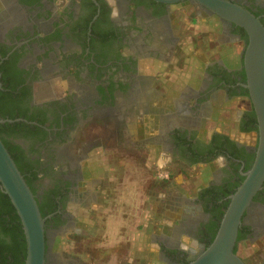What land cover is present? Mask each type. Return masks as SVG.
Masks as SVG:
<instances>
[{
  "label": "flooded vegetation",
  "instance_id": "flooded-vegetation-1",
  "mask_svg": "<svg viewBox=\"0 0 264 264\" xmlns=\"http://www.w3.org/2000/svg\"><path fill=\"white\" fill-rule=\"evenodd\" d=\"M225 1L247 10L264 28V0ZM179 12L185 13L183 19L178 20ZM186 21L198 23L196 30ZM178 30L200 33L195 41L181 40ZM197 43L204 51L189 54ZM246 44L243 29L193 0H0V127H8L0 137L15 148L17 168L30 179L27 185L39 210L44 209L45 264H78L67 257L78 251L75 238L94 231V217L108 220L114 211L109 197L120 190L106 179L94 185L100 163L89 151L99 140L94 138L92 149L85 147V134L93 127L86 129V124L98 121L103 130L121 125L117 132V126L105 130L111 140L103 149L115 156L116 166L108 157L113 175L127 163L117 145L130 130L126 121L134 123L127 116L138 121L139 141L155 145L157 164L194 170L200 181L185 188L176 184L182 193L166 209L191 221L186 235L196 247L184 248L159 231L149 242L155 249L151 264H188L206 247L219 218L215 212L244 180L257 145L245 88ZM224 47L229 51L224 53ZM146 81L155 85V105L149 102ZM240 105L243 109L237 110ZM230 107L236 108V118ZM153 123L155 134L150 135ZM206 123L214 128L207 131ZM101 169L108 171L106 163ZM165 173L169 179L170 172ZM107 235L117 260L122 235ZM261 240L264 183L238 231L235 252L245 264H264Z\"/></svg>",
  "mask_w": 264,
  "mask_h": 264
},
{
  "label": "rangeland",
  "instance_id": "rangeland-1",
  "mask_svg": "<svg viewBox=\"0 0 264 264\" xmlns=\"http://www.w3.org/2000/svg\"><path fill=\"white\" fill-rule=\"evenodd\" d=\"M179 13L180 14L177 16L178 20L179 18L183 19L185 17V13ZM184 24H186L187 26L192 25L191 27L193 29L197 28L198 26L195 25L198 23H192L191 21H186L184 22ZM199 33L200 32H195V34H190L189 32L185 33L182 30H178L176 31L175 35L177 37H180L181 40L192 38V40L195 41ZM186 34L190 36L187 38ZM224 48V53L229 51V47ZM193 50L204 51V46H200V43H197V45H195V48L193 47V49L189 50V54H191ZM177 56L178 54H176V57ZM170 72H173L172 69H170ZM146 84V88L149 89L147 90L149 91V102H153L152 104L155 105V85L153 84V81H146ZM37 97H39V99H42V95H40V93H38ZM238 109H243V106L240 105L237 110ZM229 110L231 111V117L236 118V108L230 107ZM141 113L148 112L142 110ZM153 113H155V107ZM121 119L124 118L121 117ZM126 120H133L134 123L132 124L131 130H133L135 133V127L138 122L136 118L131 119L129 116H127ZM90 124H93V127L90 129V131H88L87 135L85 134V139L87 140V142L84 145L85 147L88 146L92 149V142L96 140L94 138H97V140H99L94 143L96 145L95 148L97 147L96 150L94 152L90 150L89 156H94L96 158V162L101 164H99L98 168V165L93 166L97 168L94 170L96 172V176L94 175V185H99L101 180L103 181L106 179V183H109V185L113 186L112 188H116L121 192L119 191V194L115 196L113 193L112 197H109L110 202L112 204H115L114 211L111 213L110 218L108 220H101L98 217H94V231H91L89 236L85 234L84 236H77V238L74 237L75 240L80 242V246L77 247L78 251L70 252V256L67 255V257L75 260L76 262H78V264H139V261L142 258L144 264H151L152 258H155L154 254H152L155 249H153L154 245L149 244V242L152 241L151 239L154 235L161 233L162 230L165 233V236H167L172 242H178L184 248L193 246L194 243H191L193 241L190 240L189 236L186 235V231L191 228V221L179 214L171 216V214H169L166 209L170 207L171 203H174L175 200L179 199L178 197L182 193V189H180V187L178 188L176 184L182 183L181 185L183 186V188H185L187 185H200V181L198 180L199 178L197 177V172L194 170H183L184 168H181L180 170L184 171V173L186 174L180 175V170L172 167V164L168 163V165H166L164 168L163 166H160L156 163V159L155 168L151 164L149 166L153 172H146V170L141 171L140 169H136L135 165L137 162L142 165V161H148L149 158L146 160L147 154L142 150L141 141H139V139L136 141L132 140L136 139V135L132 134V137L127 136L125 138L126 140H124V143H117L118 146L122 147L123 150H121V154L126 156L125 160L127 161V163L125 166H123L124 168L119 169L116 167L112 175V168L109 165L108 157L110 155L109 158H113L110 159V162L113 164V166H116L115 156L111 155L109 151L104 150L105 148H107L105 147L104 142L109 143V141L111 140L109 134L105 130L108 129L110 131L111 128L113 129L114 126H117V132L121 125L115 124L112 125V127L107 126L105 130H103L102 123L98 121H92V123L89 122L86 124V129ZM204 125L206 126L208 131L209 129H212V127L214 128L215 124L206 123ZM152 126L154 131L152 130ZM152 126L149 130L150 135L155 134V123H153ZM101 136H103V139ZM114 136L117 139L119 137V134L116 133ZM105 137L106 139H104ZM76 150L78 151V149ZM114 150L115 149H113V151ZM105 163L109 172L107 170L101 169L105 165ZM130 164H132V166ZM153 168L155 169V171L153 170ZM160 169H162V171ZM158 170L160 171L158 172ZM166 170L170 172L169 179H167V174L165 173ZM105 171H107L109 174H106ZM176 219H178L179 221L178 224ZM100 221L103 222L100 224ZM175 222L176 225L173 226ZM100 226H102L101 229ZM109 232H115V234H117L119 238L122 235V238H120V241H122L120 242L121 247L118 248V253L116 254L118 255L117 260H114L115 256L112 257L115 254L111 252V243H109L110 239L107 235ZM87 240H89V243ZM260 244L263 246L264 242L261 240ZM141 246L143 247V256L139 254V248ZM70 247L72 248V246ZM258 247L260 248L261 246ZM82 249L85 250V253H82V255L79 254L78 258V254L76 252L81 253L83 251ZM247 250V252H249L250 248L248 247ZM69 251H71L70 248ZM107 252H109V254L104 256V253ZM93 258L95 259V261H93Z\"/></svg>",
  "mask_w": 264,
  "mask_h": 264
},
{
  "label": "water",
  "instance_id": "water-1",
  "mask_svg": "<svg viewBox=\"0 0 264 264\" xmlns=\"http://www.w3.org/2000/svg\"><path fill=\"white\" fill-rule=\"evenodd\" d=\"M174 4L186 0H154ZM223 21L243 29L247 35L243 66L245 88L257 124V145L250 169L244 180L229 197V203L220 219L211 243L188 264H245L235 252L238 231L245 211L264 183V28L247 10L225 0H193ZM0 121V124H3ZM0 191L13 206L25 241L24 264H45L44 218L36 198L17 168L0 137ZM193 247H196L194 244Z\"/></svg>",
  "mask_w": 264,
  "mask_h": 264
},
{
  "label": "trees",
  "instance_id": "trees-1",
  "mask_svg": "<svg viewBox=\"0 0 264 264\" xmlns=\"http://www.w3.org/2000/svg\"><path fill=\"white\" fill-rule=\"evenodd\" d=\"M6 129H8L6 126L0 127V135L5 133ZM21 130L24 131L26 128ZM2 141L6 147L9 145L6 137L4 140L2 139ZM7 150L18 167V154L14 152L15 148L9 145ZM18 169L19 171L22 170L21 168ZM23 177L26 183L29 184L30 179L25 176ZM227 204H224V206H218V210L215 214H218L219 218L213 224L215 229L212 235L207 239L206 246H208L213 240L219 221L227 207ZM40 211L43 213L44 209L40 208ZM25 254V241L19 218L8 197L0 191V264H24Z\"/></svg>",
  "mask_w": 264,
  "mask_h": 264
},
{
  "label": "crops",
  "instance_id": "crops-1",
  "mask_svg": "<svg viewBox=\"0 0 264 264\" xmlns=\"http://www.w3.org/2000/svg\"><path fill=\"white\" fill-rule=\"evenodd\" d=\"M126 123H127V127L128 128H130V130L127 132V136L128 137H132L133 135L132 134H134V135H136V133H134V131L133 130H131L132 129V124L133 123H130L129 121H126ZM186 125H187V122H184ZM190 128L192 127L191 125H188ZM139 138H138V136L136 135V139H132V140H138ZM140 141H141V144H142V150L144 151V152H146V154H147V158H146V160L149 158V160L148 161H142V165L141 164H139V162H137L136 163V165H135V167H136V169H140L141 171H144V170H146V172L147 171H151V172H153L151 169H150V164L155 168V145L153 146V147H150V146H147L146 145V143H144V140L143 139H140ZM142 156H143V154H142ZM146 162V163H145ZM147 164V165H146ZM139 166H140V168H139ZM146 166V167H145ZM152 168V167H151ZM153 168V170L155 171V169ZM135 169V168H134ZM154 208H155V206H154Z\"/></svg>",
  "mask_w": 264,
  "mask_h": 264
},
{
  "label": "built area",
  "instance_id": "built-area-1",
  "mask_svg": "<svg viewBox=\"0 0 264 264\" xmlns=\"http://www.w3.org/2000/svg\"><path fill=\"white\" fill-rule=\"evenodd\" d=\"M165 178H166V176H165Z\"/></svg>",
  "mask_w": 264,
  "mask_h": 264
}]
</instances>
